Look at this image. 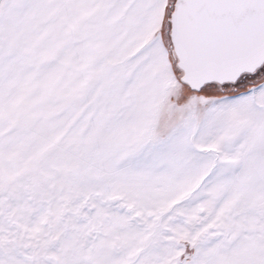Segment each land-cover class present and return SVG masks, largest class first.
Returning <instances> with one entry per match:
<instances>
[{"label":"snow or ice","instance_id":"obj_1","mask_svg":"<svg viewBox=\"0 0 264 264\" xmlns=\"http://www.w3.org/2000/svg\"><path fill=\"white\" fill-rule=\"evenodd\" d=\"M0 264H264V0H0Z\"/></svg>","mask_w":264,"mask_h":264}]
</instances>
